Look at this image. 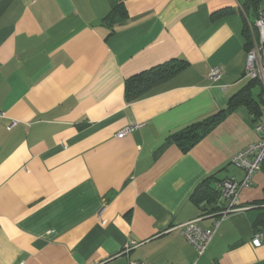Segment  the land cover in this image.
I'll list each match as a JSON object with an SVG mask.
<instances>
[{
	"label": "crops",
	"instance_id": "0c3cea01",
	"mask_svg": "<svg viewBox=\"0 0 264 264\" xmlns=\"http://www.w3.org/2000/svg\"><path fill=\"white\" fill-rule=\"evenodd\" d=\"M119 4L126 16L109 26ZM254 21L243 0H0V264H264L252 242L264 166L241 191L247 210L221 216L218 197L192 198L210 179L216 191L243 180L232 160L260 139L264 104H238L188 152L158 153L248 85ZM173 61L186 66L127 101L129 79ZM195 219L219 221L201 257L180 228Z\"/></svg>",
	"mask_w": 264,
	"mask_h": 264
},
{
	"label": "built area",
	"instance_id": "2783aa9c",
	"mask_svg": "<svg viewBox=\"0 0 264 264\" xmlns=\"http://www.w3.org/2000/svg\"><path fill=\"white\" fill-rule=\"evenodd\" d=\"M251 46L247 51L245 77L258 78L264 88V10H261L253 23L249 22ZM224 70L220 66L211 68L208 77L212 81L222 78ZM3 113H0V118ZM15 121L13 122V124ZM143 124H132L122 129L118 137L131 134ZM260 134V139L248 145L238 152L232 163L245 172L243 180L224 179L217 183V204L220 206L221 216H226L232 212L247 210L251 206L240 204V194L244 188L252 185L255 174L264 166V119L260 120L256 126ZM219 221L209 228H203L199 220L195 219L180 226L183 235L196 248L199 257L207 250L213 236L217 230ZM255 246H260L264 242V231H257L252 240ZM129 264H146L141 261H131ZM196 264V263H193Z\"/></svg>",
	"mask_w": 264,
	"mask_h": 264
},
{
	"label": "trees",
	"instance_id": "16d2710c",
	"mask_svg": "<svg viewBox=\"0 0 264 264\" xmlns=\"http://www.w3.org/2000/svg\"><path fill=\"white\" fill-rule=\"evenodd\" d=\"M263 0H243V7L246 14L257 18L261 9ZM126 8L123 4L116 6L110 14L105 18L106 23L112 26L120 19L125 18ZM245 47L248 51L251 46L250 30L248 23L244 26ZM186 63L183 61H173L164 65L144 71L141 74L128 80L126 84V99L133 102L144 97L152 88L159 85L166 79L179 73ZM260 87V101H256L252 95V88L255 86ZM264 104V89L258 78H253L249 81L248 85L242 88L229 103L227 109L220 111L216 115L196 123L186 130L169 136L164 144L160 147L159 152L171 144L179 146L184 152H188L198 142H200L228 113L234 110L238 104H245L253 114L257 115L260 105ZM211 179L200 184L192 194V198L196 202H201L207 199L213 202L218 197V192L211 186Z\"/></svg>",
	"mask_w": 264,
	"mask_h": 264
},
{
	"label": "rangeland",
	"instance_id": "374dc122",
	"mask_svg": "<svg viewBox=\"0 0 264 264\" xmlns=\"http://www.w3.org/2000/svg\"><path fill=\"white\" fill-rule=\"evenodd\" d=\"M253 20H254V19L252 18V21H253ZM254 89H255V92H257V90H259L260 87L256 85ZM255 94H256V93H255Z\"/></svg>",
	"mask_w": 264,
	"mask_h": 264
}]
</instances>
